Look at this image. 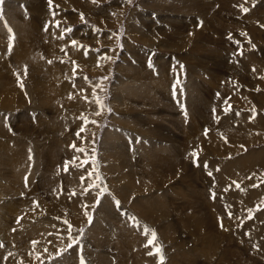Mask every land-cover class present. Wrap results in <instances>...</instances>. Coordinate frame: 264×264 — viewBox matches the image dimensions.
<instances>
[{"label":"rangeland","instance_id":"1","mask_svg":"<svg viewBox=\"0 0 264 264\" xmlns=\"http://www.w3.org/2000/svg\"><path fill=\"white\" fill-rule=\"evenodd\" d=\"M149 1L145 5L143 0L0 2V264H192L193 260L194 264H264V168L253 178L257 171L252 167L244 183L252 178L253 189H240L241 196L247 190L255 192L252 206L240 195L219 196L222 184L209 178L219 170L210 169L213 156L216 163H229L233 169L241 165V159H248L249 164L252 160L264 161V89L256 85L257 81L264 82V71H259L264 70V5L258 7L261 0H238L222 9V0L215 4L206 0L209 6L205 19L196 12L170 11L159 0ZM253 11L258 15L251 16ZM203 20L212 21V26L209 28ZM27 28L35 30L26 35ZM203 35L216 42L210 60L206 52L211 47L202 44ZM178 44L181 47L174 49ZM77 45L79 49L74 52ZM242 59L249 63L254 60L248 75L238 68ZM193 67H197L195 74L190 72ZM130 69L142 74L146 71L149 80L131 79L126 72ZM166 72L171 77L167 73L163 84L165 89L170 88L162 104L150 107L149 102H139L133 96L120 104L121 109L113 104L120 95L125 97L122 91L131 93V86L156 87L162 79L153 77ZM243 76L248 81H242ZM101 77L107 79L95 88L104 105L98 108L92 93ZM209 78L213 96L207 94L210 89L200 88V94L208 95L207 107L201 115L191 117L187 91ZM141 89V94L147 90L145 86ZM241 101L250 107L243 109ZM124 109L132 111L131 115ZM232 113L237 122H230ZM223 116L240 134L252 133L257 142H232L223 130ZM141 120L146 124L141 126ZM190 121L194 132L195 123L198 125L195 137H188ZM82 126L80 139L76 133ZM151 129L158 139L140 137V130ZM117 135L120 140L116 152H105V139L110 137L109 142L115 143ZM213 135L217 143L225 145H221L226 148L224 154L212 153V143L205 150L194 146V139L199 140L197 144L203 140L206 143ZM72 145L84 151L78 152ZM193 147L196 160H187L190 153L181 156L182 166L186 161L190 167L177 169L178 156L187 149L193 151ZM85 159L94 162L85 165ZM119 159L127 163L123 165ZM150 163L156 178L148 173ZM161 164L175 169L160 171ZM115 169V175L126 179V184L132 181L130 191L118 190L112 174ZM229 176L225 177V181L233 182L229 188L238 190L241 183ZM156 179L166 183L156 188L151 185ZM123 193L129 195L120 196ZM152 196L165 198L172 213L171 228L145 221L148 205L144 198ZM237 198L241 199L238 204ZM198 214L203 218L200 226L194 222L198 237H192L184 221L174 225L183 216L192 219ZM158 215L161 217L156 212ZM249 230L259 233L256 241L248 238ZM163 233L170 238L168 242ZM205 235L212 239L210 243L204 240Z\"/></svg>","mask_w":264,"mask_h":264},{"label":"bare ground","instance_id":"2","mask_svg":"<svg viewBox=\"0 0 264 264\" xmlns=\"http://www.w3.org/2000/svg\"><path fill=\"white\" fill-rule=\"evenodd\" d=\"M32 1H34V0H32ZM154 1V0H153ZM213 1V3L215 4V3H218V2H220L221 0H212ZM238 0H222V9H225V8H227L228 7V2H232V3H234V2H237ZM148 2H150L149 0H143V4L145 5V4H148ZM239 2V1H238ZM240 2H241V0H240ZM161 3V4H160ZM207 1L206 0H159V4L160 5H163L164 7H170V11H179L180 13H182V14H186V13H188L189 14V12L190 13H192V14H194L195 15V13L194 12H196L197 14H198V16L200 17V16H202V18H207V6H209V5H207ZM77 4V3H76ZM158 4V3H157ZM240 4V3H239ZM238 4V5H239ZM260 4V6H258V7H261V6H263L264 5V0H261V2L259 3ZM258 4V5H259ZM86 5V4H85ZM95 5V4H94ZM245 5V4H244ZM88 6V5H87ZM242 6V5H241ZM246 6V5H245ZM45 7V6H44ZM79 7V6H78ZM159 7H162V6H159ZM257 7V6H256ZM247 8V7H246ZM44 9V8H43ZM220 9H221V7H220ZM67 10V9H66ZM264 10V9H263ZM33 11H34V9H33ZM258 11V10H257ZM257 11H253V13H251L250 15L252 16H257L258 15V13H259V11H258V13H257ZM261 11V10H260ZM46 12V11H45ZM217 12V11H216ZM222 11H219V13H217V16L218 17H220L219 16V14L221 13ZM101 14V13H100ZM201 14V15H200ZM223 14V13H222ZM24 15V14H23ZM96 15V14H95ZM103 15V14H102ZM176 15H177V13H176ZM175 15V16H176ZM178 15H179V13H178ZM15 18H17L16 16H15ZM19 18H20V16H19ZM24 18L26 19V15H24ZM205 18V19H206ZM29 19V18H28ZM43 19V18H42ZM177 19V18H176ZM180 19V18H179ZM184 19V18H183ZM208 19V18H207ZM215 19V18H214ZM213 19V20H214ZM27 20V19H26ZM253 20H255V19H253ZM50 21V20H49ZM172 22V21H171ZM203 22H205L206 23V25H208L209 26V28L212 26V21H207V20H203ZM254 22V21H253ZM256 22H258V20L256 19ZM263 22V21H262ZM29 23V22H28ZM51 23V22H50ZM53 23V22H52ZM261 23V22H260ZM178 26H176V28H177ZM17 28V27H16ZM212 28H214V27H212ZM21 30V29H20ZM35 29L34 28H27L26 29V35H29V34H31L33 31H34ZM221 30V29H220ZM252 32L254 31V29L253 28H251L250 29ZM21 31H24V30H21ZM89 31V30H88ZM214 31H216V30H214ZM25 32V31H24ZM89 32H91V31H89ZM184 32V31H183ZM19 33V28H18V32H17V34ZM4 34V33H3ZM90 34V33H89ZM254 34V33H253ZM1 35V34H0ZM141 36V35H140ZM166 36V35H165ZM180 36V35H179ZM178 36V38L179 39H181V38H183V37H179ZM199 36V35H198ZM91 37H93V36H91ZM143 39H145L146 41L149 39L148 38V36L147 35H143V36H141ZM201 37V39L202 40H204V42L202 43V44H204V45H208V46H210L211 47V50L209 49L206 53H208V58H209V56L211 55V53H214V50L215 49H217V48H212V47H214L213 45H216V42H212V40L207 36V35H203V37L202 36H200ZM185 38V37H184ZM188 38V37H187ZM185 40V39H184ZM215 40V39H214ZM259 40V39H258ZM72 41V40H71ZM104 41V40H103ZM96 42V41H95ZM20 43V42H19ZM59 44V43H58ZM98 44V43H97ZM218 44H219V42H218ZM70 45V44H69ZM71 46V45H70ZM69 46V47H70ZM0 47H2V46H0ZM79 46L77 45L76 47H74V52H77V50L79 49L78 48ZM181 47V44H178V45H176L175 47H173L174 49H177V48H180ZM183 47L185 48V45H183ZM202 47H204V46H202ZM202 47L201 48H198L200 51L202 50ZM32 49V48H31ZM49 49V48H48ZM192 49V48H191ZM1 50V49H0ZM80 50H81V48H80ZM79 50V51H80ZM48 51V50H47ZM181 51V50H180ZM83 52V51H82ZM82 52H79L80 54H82ZM205 52V51H204ZM86 53V52H85ZM197 51H195V53L194 54H196L197 55ZM78 54V53H77ZM221 55V54H220ZM81 57H82V55H80ZM187 56V55H186ZM219 56V55H218ZM78 57V56H77ZM80 57V58H81ZM83 57H84V55H83ZM95 57V56H94ZM214 57V56H213ZM222 57V56H221ZM207 58V57H206ZM207 58V59H208ZM215 58V57H214ZM213 58V59H214ZM86 59V58H85ZM197 59V58H196ZM206 59V60H207ZM211 59H212V57H211ZM220 59V58H219ZM222 59V58H221ZM240 59V58H239ZM243 59H245V56H244V58ZM243 59L242 60H238L239 61V65H238V68L240 69V70H245V73L248 75L250 72V70H251V68L249 67V66H252V64H253V61L254 60H252L250 63L249 62H244L243 61ZM251 59V58H250ZM88 60V59H87ZM200 60V59H199ZM208 60H210V58L208 59ZM98 61V60H97ZM102 61H103V59H102ZM108 61V60H107ZM216 61H218V60H215V62ZM29 62V61H28ZM91 62H93V61H91ZM240 62H241V64H240ZM94 63V62H93ZM97 63V62H96ZM84 64V63H83ZM39 66V65H38ZM94 66H95V64H94ZM164 66L166 67V66H168L167 64H166V61H165V63H164ZM200 66V65H199ZM256 66V65H255ZM254 66V67H255ZM99 67V66H98ZM249 67V68H248ZM256 67H259V65H257ZM95 68V67H94ZM100 68H102V67H100ZM96 69V68H95ZM99 69V68H98ZM188 69H191V67L189 66L188 67ZM196 69H197V67H193V69L190 71L191 72V74H195V72H196ZM162 71H167L166 69L165 70H162ZM260 72H263L264 70L263 69H261V70H259ZM122 72V71H121ZM127 73H130V76H131V79H134V80H137V81H139V80H145L146 82L149 80V75H148V73L145 71V73L144 74H142V72H137V71H135V70H127L126 71ZM249 72V73H248ZM58 73H59V71H58ZM123 73V72H122ZM167 73L168 72H166V73H161V75H158V76H156V77H153L155 80H157V79H162V81L161 80H158L159 82H161L160 84H157L156 83V87H152V86H150V85H140V86H138V88H133V86H131V87H129V90L131 91V93H129V92H126V91H122V94H125V97L123 98L122 97V95H120V97L119 98H115L114 100H113V104L118 108V109H121V105H123V104H125L126 102H128V100H131L130 98L133 96V97H136L137 99H139V102L141 101L142 103H145V102H149V104L151 105L150 107H152L153 106V104L154 103H158V104H162L163 103V101H164V99H166V98H168V94H167V91L166 90H168L167 88L165 89V84H166V82L167 81H165V78H166V76H167ZM205 73L207 74V71L205 70ZM217 73V72H216ZM259 73V72H258ZM216 75V74H215ZM246 75V76H247ZM258 75V74H257ZM5 76V75H4ZM168 76H170L171 77V74L170 73H168ZM175 77V76H174ZM172 78H173V76H172ZM189 78H190V80L192 81V76H189ZM198 78V77H197ZM215 78H216V76H215ZM147 79V80H146ZM170 79V78H169ZM210 80H208V81H206V80H201L202 82H201V84H199V83H196L194 86H191L190 88H189V92L187 91V95H186V99H187V101H186V103H187V109H188V111H190V114L191 115H194V116H191V117H196V116H198V115H201L202 113L201 112H203L204 110H205V108L207 107V103H206V96H208V95H205L204 93L203 94H200L201 93V91L199 92V90H200V88H204L205 90H209L210 89V87H211V82H212V80H211V78H209ZM249 79V78H248ZM256 80V79H255ZM260 80V79H259ZM144 81V82H145ZM242 81H248L247 79H245V76H243V78H242ZM163 82H165V84H163ZM171 82V81H170ZM169 82V83H170ZM264 82L262 81V80H260V81H257L256 82V85H258V84H261L262 85V88L264 89V84H263ZM168 84V83H167ZM171 84V83H170ZM252 84H254L253 82H252ZM172 85V84H171ZM35 86V85H34ZM143 86H145L146 88H147V90H146V92L145 93H143V94H141L140 93V91L142 90L141 88L143 87ZM4 87V86H3ZM2 86H1V88H3ZM260 89V88H259ZM119 90H121L120 88H119ZM171 92V91H170ZM195 92H197V94H195ZM208 93H210L209 95H212V90L210 89V91H208L207 92V94ZM245 93H246V91H245ZM252 94H253V92H251ZM151 94H153V96H151ZM39 95V94H38ZM196 95V96H195ZM248 95V94H247ZM254 95V94H253ZM15 96V95H14ZM213 96V95H212ZM249 96V95H248ZM22 97V96H21ZM161 97V98H160ZM260 97V96H259ZM210 98V97H209ZM133 99V98H132ZM162 99V100H161ZM259 99V98H258ZM252 100V99H251ZM257 100V99H256ZM259 100H261V99H259ZM258 101V100H257ZM207 102H209V100H207ZM245 102V101H244ZM244 102L243 101H241L240 103H242V106H243V109H248L250 106H249V103H247V104H244ZM130 103V102H129ZM164 103H166V102H164ZM173 103V102H172ZM255 103V102H254ZM258 103V102H257ZM121 104V105H120ZM167 104V103H166ZM169 104V103H168ZM261 104V103H260ZM245 105H247V106H245ZM167 110H169V109H172V110H175V109H173L172 107H166V106H164ZM210 109V108H209ZM171 110V111H172ZM124 111H126L127 113H128V115H131V113H132V111H130L129 109H124ZM176 111V110H175ZM174 111V112H175ZM211 111V110H210ZM172 113V112H171ZM245 113V112H244ZM204 115V114H203ZM230 115V114H229ZM228 115V116H229ZM241 115H248V114H241ZM190 116V115H189ZM207 116V115H206ZM227 116V117H228ZM202 117V116H201ZM225 117V118H224ZM231 117V118H230ZM248 117V116H247ZM246 117V118H247ZM223 118H224V120H225V124H224V129L223 130H225V132H227V133H229L228 134V136H229V138H230V140L232 141V142H234V143H241V142H246L247 141V144L248 143H253V142H257V140L253 137V134L252 133H250V134H248V135H246V136H244V135H242V134H240V130H235L236 128V126H234V124H232V123H234L236 120H237V116H236V114L235 113H232L230 116H229V119H230V122H232V121H234V122H232V123H229V121H227L226 119V116H223ZM186 119H187V117H186ZM185 119V120H186ZM193 119V118H192ZM196 119V118H195ZM201 119V118H200ZM188 120V119H187ZM198 120V119H197ZM203 120V119H202ZM232 120V121H231ZM205 121V120H204ZM238 121V120H237ZM236 121V122H237ZM141 122V126H143V125H145L146 123H145V121L144 120H141L140 121ZM186 122V121H185ZM193 123V121H190V123H189V125H188V135H190V136H188V137H195L196 135H195V132L196 131H199L197 128H198V125L195 123V122H197V121H195L194 123H195V132H194V129H193V125H192V123ZM221 122V121H220ZM183 124V123H182ZM191 124V125H190ZM238 124V123H237ZM180 125V123H178V126ZM183 126V125H182ZM201 126V125H200ZM213 126V125H212ZM221 127V126H220ZM192 129H193V131H192ZM222 130V131H223ZM140 133H139V135H141L140 137L141 138H157L158 139V137H159V135L154 131V130H147V132H144V130H140L139 131ZM224 132V131H223ZM224 132V133H225ZM257 131L256 130H254L253 131V133H256ZM264 133V132H263ZM115 132H113V135L115 136ZM196 134H197V132H196ZM261 134V133H260ZM264 135V134H263ZM107 136H109V134H107V135H105V137H107ZM112 136V135H111ZM118 136V142H115V143H110L109 142V140L111 139L110 137L109 138H107V139H105V143L103 144V146H105V148H106V151L105 152H108V151H111V152H116V149H117V147H118V144H119V140H120V136L119 135H117ZM222 136V135H221ZM260 137H262L261 135H259ZM137 136L135 137V141L137 140ZM225 138V137H224ZM196 139H194V146H200V148L201 149H204L208 144H210L211 145V143H212V146H211V148H210V150L212 149L213 151H212V153L213 152H217L218 154H220V155H222V154H224V150H223V148L224 149H226L225 147H222L221 145H223L221 142H218V143H220V144H218L217 142H216V139H215V137H214V135H213V138H207V140H206V143L204 142V140L203 141H201V143H199V144H197V141H199V140H197V141H195ZM202 140V139H201ZM217 140H218V138H217ZM192 141H193V138H192ZM222 141V140H221ZM109 142V143H108ZM205 143V144H204ZM224 143V142H223ZM204 144V145H203ZM223 146H225V145H223ZM7 148V147H6ZM208 148V147H207ZM206 148V149H207ZM232 149V148H231ZM190 150H192V149H187L186 150V154L183 152V153H181V155H179L178 156V158H177V160H176V162H177V169H179V166H182V163H183V160H182V158H184V157H181V156H187V154H189L190 153V155L188 156V158H187V160H189V159H192V158H194L195 156H193V153H195L194 152V147H193V151H191L190 152ZM205 150V149H204ZM208 150H209V148H208ZM232 150H234V151H237V150H235V149H232ZM197 151V150H196ZM198 153V152H197ZM192 154V155H191ZM207 154V153H206ZM119 156V155H118ZM7 157H9V156H7ZM209 157V156H208ZM214 158H212L210 161H209V166H210V169H215V168H218L219 170H218V172H216V173H214L211 177H209V178H212L213 180H218L220 183H218V184H222V186H221V189L219 190V196H221V195H226V196H228L229 198L230 197H236V196H241V190L240 189H242V188H245V187H247V189L249 188V189H253L252 188V186H253V184H254V180L251 178L249 181H248V183L247 184H245L244 183V181H246V179L249 177V176H251L250 175V171H251V168L253 167L254 168V170L255 171H257V172H255L254 174H253V178H255L256 176H257V174H260V170L262 169V168H264V167H262V166H264V165H262V164H264V161H257V160H252L251 162H252V164H249L250 163V161L248 160V159H245V161L243 162V159H241L240 161H239V163L241 162V165L239 166V167H236V168H234L233 169V167L231 168V166H230V164L229 163H227V165H224V164H219V163H216L217 161H215L216 159V157L215 156H213ZM5 158V157H4ZM121 158V157H120ZM158 157L156 156L155 157V159H157ZM195 159V158H194ZM215 159V160H214ZM2 160V159H1ZM4 160V159H3ZM120 160V163H122L123 165L124 164H126L127 163V160H125V161H121V159H119ZM196 160V159H195ZM214 160V161H213ZM118 161V160H117ZM220 161V160H219ZM254 161H255V163H254ZM195 162V161H194ZM221 162V161H220ZM224 162H226V161H224ZM244 164H243V163ZM235 163V162H234ZM237 163H238V161H237ZM259 163H261V164H259ZM259 164V165H258ZM182 167H185V168H189L190 167V165L189 164H186V161H185V166H182ZM200 167V166H199ZM239 168V169H238ZM159 169H160V171H166V172H173L174 171V169H175V167L174 166H172V165H169V164H161L160 166H159ZM177 169H176V174H175V176L177 175ZM203 169V168H202ZM120 170H122V167H120ZM147 170H148V173L151 175V176H153V177H155L156 178V176H155V172H154V170H153V166H152V164L150 163L148 166H147ZM201 170V169H200ZM199 170V171H200ZM204 170V169H203ZM189 171H191V168L189 169ZM202 171V170H201ZM117 172V169H115V170H113V172H112V174H113V177H114V182H116V184H117V188H118V190L119 189H123V190H125V191H130L131 189H132V185H133V183H132V181L131 180H129V185L128 184H126V182H128L126 179H124V178H120L119 176H116L115 174H117L116 173ZM204 172V171H203ZM201 174V173H200ZM204 174V173H203ZM202 174V175H203ZM227 175H231V176H229V177H231V179L232 178H234V180L235 181H238L239 183H241V187L240 188H238V190H236V189H234V188H232V189H230L229 188V186L230 185H232V183L233 182H231V184L228 182V180L227 181H225V177L227 176ZM204 176V175H203ZM1 177V176H0ZM112 177V178H113ZM228 177V178H229ZM116 178V179H115ZM208 178V179H209ZM35 179V178H34ZM126 180V181H125ZM190 181H193V177L191 176V178H190ZM211 182H214V181H212V180H210ZM209 181V182H210ZM225 181V182H224ZM233 181V180H232ZM166 183V182H164V181H161V180H158V179H156V180H154L152 183H151V185L153 184V185H155L156 186V188H160V185H162V184H160V183ZM141 187L142 188H144L145 189V187H144V185L142 184L141 185ZM213 187V186H212ZM236 187V186H235ZM194 191V190H193ZM216 191V190H215ZM246 192V193H245ZM244 193H242V196L241 197H244V199L247 201V203H249V205H251L252 206V203H250V202H252V199H254L255 198V196H256V194H255V192H253V191H245ZM179 193V192H178ZM127 195H129V194H127V193H123V194H120V196H122V197H127ZM163 195L164 194H162V197H163ZM177 195V194H176ZM184 195V194H183ZM209 196V195H208ZM218 196V197H219ZM161 196L160 197H157V196H152V198H150V199H148V197H145L144 198V200L147 202V207H148V209H147V207H146V205H145V210H144V217H145V221L146 222H149V223H158L159 225H161V226H165V228L167 227V228H171L172 227V225H171V223H169L170 221L169 220H171V212L169 211V207L167 206V202H165L164 201V199L162 198ZM173 197V196H172ZM257 198V197H256ZM62 199V198H61ZM176 199V198H175ZM182 199V198H181ZM215 199V198H214ZM216 200V199H215ZM238 200L240 201L241 199H236V203L238 204ZM255 200V199H254ZM174 201V200H173ZM189 201V200H188ZM192 201V200H191ZM219 203V202H218ZM218 203H216V206L218 205ZM192 204V203H191ZM254 204V203H253ZM115 205V204H114ZM213 205H215V204H213ZM256 205V204H255ZM254 205V206H255ZM260 205V204H259ZM183 206H185V205H183ZM190 206V205H189ZM189 206H186L187 208L189 207ZM216 206H214L215 207V209H216ZM219 207H220V204L218 205ZM194 207V206H193ZM201 207V206H200ZM206 207V206H205ZM65 208V207H64ZM186 208V209H187ZM209 208V207H208ZM212 209H213V206L211 207ZM218 208V207H217ZM244 208V207H243ZM70 209V208H69ZM171 209V208H170ZM204 209V208H203ZM252 209V208H251ZM59 210V209H58ZM64 210V209H63ZM67 210V209H66ZM190 210V209H189ZM194 209H192V211H193ZM239 210L240 209H238V208H235V211L236 212H239ZM115 211V210H114ZM218 211V210H217ZM253 211V210H252ZM60 212V211H59ZM65 212V211H64ZM156 212L157 213H159L160 215H161V217H159V215L158 216H156ZM201 212V211H200ZM204 212V211H203ZM202 212V213H203ZM63 213V212H62ZM191 213V212H190ZM192 213H194V211L192 212ZM201 213V214H202ZM212 213V212H211ZM231 213V212H230ZM240 213V212H239ZM64 214V213H63ZM155 214V215H154ZM120 215V214H119ZM189 215V214H188ZM192 215V214H191ZM215 215V214H214ZM68 216V215H67ZM197 216V215H196ZM196 216H194L192 219L190 218V216H189V218L188 217H186V216H183L182 217V220H180V221H178L177 220V223L176 224H174V225H176V226H178L177 224H180L181 222H183V224L185 225V227L188 229V230H190V233H191V235H192V237H194V236H197L198 237V229L199 228H196L195 227V223L194 222H196V225H201V223H202V220H203V218H200L201 217V215H199L198 214V218H200V219H197V217ZM245 216V215H244ZM260 216V215H259ZM126 217V216H125ZM195 217H196V219H195ZM212 218H214V216H211ZM258 217V216H257ZM206 218L208 219V217H207V215H206ZM132 219V218H131ZM213 220H215V219H213ZM120 222H122V221H120ZM175 222V221H174ZM215 222V221H214ZM232 222V221H231ZM249 222V221H248ZM124 223V222H123ZM212 223H213V221H212ZM212 223H211V225H212ZM4 224V223H3ZM2 224V225H3ZM135 225V224H134ZM133 225V226H134ZM167 225V226H166ZM183 225V226H184ZM198 226V227H199ZM214 226L216 227L217 225L214 223ZM226 226V225H225ZM260 226V225H259ZM263 226V225H262ZM0 227H1V225H0ZM132 227V226H131ZM245 227V226H244ZM257 227V226H256ZM185 228V229H186ZM217 228V227H216ZM252 229V228H251ZM245 230V229H244ZM257 230V229H256ZM250 231V230H249ZM251 232V231H250ZM162 236H163V238L166 240V242H168L169 240H170V238L166 235V233H163L162 234ZM258 236H259V233L258 232H251V233H249L248 234V238L249 239H252V241H256L257 240V238H258ZM147 239H148V237H147ZM202 239V238H201ZM207 240V242L208 243H210L211 241H212V239L208 236H206L205 235V237H204V240ZM50 240V239H49ZM210 241V242H209ZM31 249V248H30ZM7 254V253H6ZM3 255V254H2ZM48 255V254H47ZM32 256V255H31ZM2 257V256H1ZM102 260V259H101ZM6 262V261H5ZM194 262H195V260H193L192 261V264H194Z\"/></svg>","mask_w":264,"mask_h":264},{"label":"snow or ice","instance_id":"3","mask_svg":"<svg viewBox=\"0 0 264 264\" xmlns=\"http://www.w3.org/2000/svg\"><path fill=\"white\" fill-rule=\"evenodd\" d=\"M0 2H2V0H0ZM93 2H96V0H93ZM244 11L246 12L247 9H244ZM81 18H83V17H82V14H81ZM56 27H59V25L57 24ZM64 31H68V32H70L71 29H65ZM61 38H63V36H62ZM229 39H231V37H229ZM237 43H239V42H237ZM72 44H73V46H75L76 42H75V41H72ZM87 51H91V49H89V50H87ZM87 51H86V53H85L86 57H87ZM97 51H98V50H97ZM49 63H51V61H49ZM73 64H75V62H73ZM97 66H99V64H98ZM253 70H254V69H253ZM105 79H107V77H101V78H100V82H99L97 85H94V86H93V93H92V95L97 97L96 100H95V103H96V105L98 106V108H103L104 105H103V102L100 100V98L97 96V93H96V91H95V88H96V87H99L100 84H102L103 80H105ZM85 80H87V77H85ZM101 90H103V89H101ZM81 91H84V90H81ZM174 93H175V88H174ZM217 96H219V94H217ZM70 98H71V97H70ZM84 99H85L86 102H90V101L88 100V97H87V96H85ZM226 102H227V98H226L225 103H226ZM229 108H230V105H229ZM110 111H111V110L109 109V112H110ZM224 111H225V114H227L228 109L225 108ZM213 113H215V109H213ZM99 114H100V112L98 111V112H97V115H99ZM93 123H94V122H93ZM83 131H84V127L82 126V127L80 128V130L76 133V135H77L78 138L83 139V138L80 136V133L83 132ZM207 131H208V130H205V135H207ZM72 147L75 148L76 151H78V152H82V151H84L83 149H78V148H76L75 145H72ZM195 155H196V154L193 153V156H195ZM29 158L31 159V157H29ZM76 158L78 159L79 157H76ZM91 162H94V161H91ZM91 162L88 161L87 159H85V160L83 161V163H84L85 165H88V164L91 163ZM67 163H72V162L69 161V162H67ZM205 167H207V165H205ZM208 174L211 176V172H209ZM83 179H84V178L82 177V182H83ZM234 183H235V182H234ZM254 186H255V185H254ZM72 195H75V193H72ZM213 198H215L214 194H213ZM115 204H116V206L118 207V206H119V201H116ZM229 218H231V215H230ZM88 219H89V221H91V217H88ZM154 240H155V234L153 233V241H154ZM150 243H151V242H150ZM0 247H2V245H0ZM69 247H72V245L69 244ZM149 254L151 255L152 253L150 252ZM161 260H162V257H161ZM81 264H83V261L81 262Z\"/></svg>","mask_w":264,"mask_h":264}]
</instances>
